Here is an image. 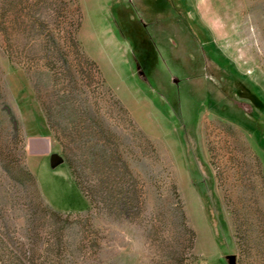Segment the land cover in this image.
I'll use <instances>...</instances> for the list:
<instances>
[{"label":"rangeland","instance_id":"1","mask_svg":"<svg viewBox=\"0 0 264 264\" xmlns=\"http://www.w3.org/2000/svg\"><path fill=\"white\" fill-rule=\"evenodd\" d=\"M256 122L264 0H0L1 263L264 264Z\"/></svg>","mask_w":264,"mask_h":264},{"label":"crops","instance_id":"2","mask_svg":"<svg viewBox=\"0 0 264 264\" xmlns=\"http://www.w3.org/2000/svg\"><path fill=\"white\" fill-rule=\"evenodd\" d=\"M49 148L50 147L48 145V142L44 136L35 138V144L32 147V153H31L32 155L30 156V161L33 163L32 168L35 171L36 177L41 183L42 187L46 189V190L44 189L43 190L45 191V194L47 195L48 200L52 199V196H49L50 194H47L48 183L51 182L53 184L54 176H62L67 182L68 186L72 190H74L77 194H81V196L84 199L83 201L84 206L81 207V209H72V208L71 209L75 211L85 210L87 208V201L84 195L82 194L81 189L79 188V186L77 185L75 181L71 168L64 161L59 163L57 166L53 167L52 166L53 154H50ZM49 174L53 176L48 177ZM47 177L50 178V180ZM0 264H2L1 261H0Z\"/></svg>","mask_w":264,"mask_h":264},{"label":"water","instance_id":"3","mask_svg":"<svg viewBox=\"0 0 264 264\" xmlns=\"http://www.w3.org/2000/svg\"><path fill=\"white\" fill-rule=\"evenodd\" d=\"M52 159L53 167L64 161V159L58 154H53ZM226 258L228 259L229 264H237L235 255H227Z\"/></svg>","mask_w":264,"mask_h":264},{"label":"trees","instance_id":"4","mask_svg":"<svg viewBox=\"0 0 264 264\" xmlns=\"http://www.w3.org/2000/svg\"><path fill=\"white\" fill-rule=\"evenodd\" d=\"M204 57L207 58V59H209V60L212 59L211 56H210L209 54H205ZM205 60H206V59H205ZM260 103H262V101H261ZM237 117H239V116H237ZM243 118H244V119L246 120V122H248L249 124L252 123L251 120H249V119H247V118H245V117H243ZM256 124H257V122H256ZM257 126L259 127L258 124H257ZM262 128L264 129V127H263L262 125H260L259 129L254 127V130L258 131V133L260 134V138H262V135H263V134H262V132H263V129H262ZM261 134H262V135H261ZM69 166H70L71 171H72V174H73V176H74V178H75V175H74V174H75L76 172H75V169H74L72 163H70ZM75 181H76L77 185L79 186V183H78V181H77L76 178H75ZM79 188H80V187H79Z\"/></svg>","mask_w":264,"mask_h":264},{"label":"flooded vegetation","instance_id":"5","mask_svg":"<svg viewBox=\"0 0 264 264\" xmlns=\"http://www.w3.org/2000/svg\"><path fill=\"white\" fill-rule=\"evenodd\" d=\"M213 67H214V65L211 66V67H209V65L206 64V63L203 65L202 71L205 72L204 77H206L208 80H209L210 78H212V75H213V74H207V72H208V71H211V69H212ZM215 69H216V68H215ZM213 70H214V68H213ZM216 70H217V69H216ZM220 91H221V89H220Z\"/></svg>","mask_w":264,"mask_h":264}]
</instances>
